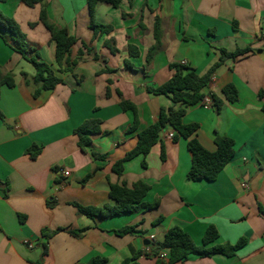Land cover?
<instances>
[{
	"label": "crops",
	"instance_id": "1",
	"mask_svg": "<svg viewBox=\"0 0 264 264\" xmlns=\"http://www.w3.org/2000/svg\"><path fill=\"white\" fill-rule=\"evenodd\" d=\"M46 3L49 19L78 40L71 58L79 61L73 73L59 74L63 83L34 97L33 65L0 37V67L15 79V86H3L0 96V181L9 187L7 197L0 189V264H84L94 257L104 258L103 264H156L158 256L168 260V251L157 247L169 229L180 226L201 245L210 225L218 230L216 243L245 238V244L233 257L191 256L176 264H264V0H124L117 8L99 2L94 19L113 31L95 39L88 0ZM41 9L19 0L0 3V12L20 25L41 61L57 70L56 43L40 22ZM157 17L162 43L147 64L156 44ZM106 41L118 51L113 53ZM82 42L92 49L80 58ZM129 45L138 49V57L130 56ZM222 49L248 52L225 59L212 75L205 94L215 95L221 108L198 103L187 108L184 121L199 125L198 140L209 151L216 150V135L233 139L231 161L214 181L188 180L187 141L170 138L176 132L167 126L145 157L147 167L138 156L118 177L113 164L136 146L138 133L158 120L161 108L173 105L170 97L151 94L147 87L167 82L174 75L170 65L184 60L206 74L220 61ZM228 84L238 90L236 102L222 94ZM122 99L138 109L134 131L129 130L134 114L121 108ZM90 118L102 120L106 133L94 135L90 149L83 151L74 130ZM32 145L41 148L36 159L26 154ZM92 151L106 158L96 159ZM137 181L150 186L144 202L159 201L158 207L103 218L83 215L75 206H113L110 185L131 188ZM127 226H136L137 232L116 233ZM59 228L50 238L42 233Z\"/></svg>",
	"mask_w": 264,
	"mask_h": 264
},
{
	"label": "trees",
	"instance_id": "2",
	"mask_svg": "<svg viewBox=\"0 0 264 264\" xmlns=\"http://www.w3.org/2000/svg\"><path fill=\"white\" fill-rule=\"evenodd\" d=\"M8 0H0L4 3ZM26 4L28 7H35L41 5L40 22L46 27L51 34V40L56 43V64L58 69L55 70L50 64L41 61L39 52L30 47L27 35L23 32L20 25L12 18L5 17L0 12V37L4 43L12 50L19 53L26 61L31 63L35 69L33 82L36 85L34 97H38L44 90H53L57 85L63 83V79L59 76L62 73H73L79 58L72 60L74 46L78 40L71 36L65 27H58L48 17L46 0H19ZM124 0H88L91 23L90 28L94 32V39L99 35H108L113 31L111 25L99 24L94 19L95 6L99 2L107 3L117 8ZM131 1V0H130ZM33 25V24H32ZM155 39L156 44L152 47L147 56V64H149L162 43V31L159 17L156 18L155 23ZM105 46L110 47L113 53L118 50L111 46V41H106ZM91 47L82 42V47L78 50V57L91 51ZM248 50H239L234 53H229L226 50H220V61L214 64L211 69L204 75L198 74L194 69H191L182 64L173 63L170 68L174 70V75L164 84L152 87H147V91L154 95H165L170 97L173 105L168 108H161L158 120L147 128L138 133V140L136 146L126 155L116 161L113 166V172L122 177L125 171V164L132 159L142 156V166L147 167L145 157L150 153L152 147L160 140L161 132L165 127L170 126L176 132L173 139L182 137L187 141L188 151L191 156V168L187 173V178L190 181L207 180L214 181L226 165L231 161L234 156V141L233 139L224 136L216 135L215 137V151H209L198 140L197 132L199 125L196 123H185L184 117L187 108L200 103L206 96L205 90L211 81L212 75L215 70L227 58L236 59L239 56L245 55ZM129 54L131 57H138L139 51L133 45H129ZM129 65V62H127ZM3 86L13 88L15 86L14 74L10 71H4L0 67V96ZM121 97V93H119ZM224 98L229 102H236L238 100V90L233 84H228L222 89ZM107 95H110L108 89ZM214 105L217 109L221 108L222 102L213 95ZM120 106L124 111H131L134 114V125L130 127V131L138 128V109L136 105L128 100H121ZM264 112V106L262 107ZM0 118L3 120L4 116L0 112ZM102 120L90 118L82 122L75 130L74 134L78 136V146L81 150L87 151L92 144V137L96 134H104L106 132L102 129ZM41 153V148L32 145L26 150V154L31 159H36ZM92 156L96 159H105V155H99L91 152ZM162 159H165V153L162 151ZM89 177V176H88ZM0 189L4 192V197L8 196V183L0 181ZM150 191V186L143 182L137 181L130 188L125 183L111 184L109 196L115 202L113 206H106L104 208L97 207H84L75 204L79 213L89 217H103L112 218L123 215H131L141 210H151L159 205V201L153 204L144 202V198ZM51 206V204H49ZM162 218L158 219L154 225L160 223ZM63 228L55 231L43 230V235L50 238L52 235ZM137 232L136 226H127L116 233L120 236L133 234ZM76 237L81 235V232L70 231ZM219 238L218 230L215 226L210 225L203 236L202 244L197 245L192 237L180 226H174L165 234L163 241L157 247V251L165 249L169 253L168 260L165 261L161 256H158L156 264H176L183 262L191 256H198L201 258L212 257L215 255H223L226 257L235 256L238 249H240L246 242L245 238H241L237 243H216ZM155 255H159L158 253ZM48 252L47 246H44L43 255ZM104 258L94 257L89 262L84 264H103ZM40 264V263H39ZM123 264H127L125 261Z\"/></svg>",
	"mask_w": 264,
	"mask_h": 264
},
{
	"label": "built area",
	"instance_id": "3",
	"mask_svg": "<svg viewBox=\"0 0 264 264\" xmlns=\"http://www.w3.org/2000/svg\"><path fill=\"white\" fill-rule=\"evenodd\" d=\"M261 42H262V45H263V47H264V34L261 36ZM181 64L185 66V65L187 64V62L184 60V61H182ZM211 79H212V78H211ZM212 96H213L212 93L207 94V95L205 96V98L200 102V104H201L204 108H206V109L214 108L215 105H214V100H213V97H212ZM169 137L172 138V137H173V134H169ZM59 173H60L61 175L65 176V177L70 176V172H69L68 170H65V169H60V170H59ZM28 246H29V247H33V245L30 244V243H28ZM161 257H164V256L161 255Z\"/></svg>",
	"mask_w": 264,
	"mask_h": 264
}]
</instances>
